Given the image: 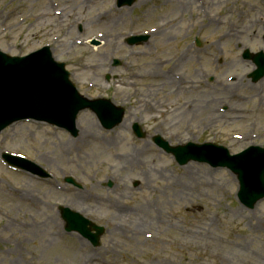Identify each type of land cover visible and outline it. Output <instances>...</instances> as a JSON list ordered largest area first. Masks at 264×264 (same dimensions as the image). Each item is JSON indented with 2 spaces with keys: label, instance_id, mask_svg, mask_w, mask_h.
Returning <instances> with one entry per match:
<instances>
[{
  "label": "rangeland",
  "instance_id": "374dc122",
  "mask_svg": "<svg viewBox=\"0 0 264 264\" xmlns=\"http://www.w3.org/2000/svg\"><path fill=\"white\" fill-rule=\"evenodd\" d=\"M116 2L0 0L2 51L24 56L48 45L82 95L126 109L112 130L81 112L77 138L33 121L1 133L0 264H264V199L243 206L230 170L181 166L154 142L157 135L172 145L207 141L231 154L264 147V78L253 82L255 66L242 58L245 49L264 50V0ZM143 33L147 41L126 43ZM136 122L146 137H136ZM133 150L139 162L127 156ZM4 152L33 160L50 177L11 168ZM190 164L195 173L184 175ZM69 174L82 190L63 181ZM81 200L70 207L106 226L100 246L65 231L58 207ZM8 212L13 224L5 228Z\"/></svg>",
  "mask_w": 264,
  "mask_h": 264
},
{
  "label": "water",
  "instance_id": "95a60500",
  "mask_svg": "<svg viewBox=\"0 0 264 264\" xmlns=\"http://www.w3.org/2000/svg\"><path fill=\"white\" fill-rule=\"evenodd\" d=\"M135 0H120V5L132 4ZM147 37L132 38L130 43H139ZM258 69L251 76L254 81L264 76V52L250 54ZM86 108L95 111L106 128H113L123 119L124 109L115 107L110 101H90L82 97L69 80V73L63 63H57L50 48L34 52L26 57H11L0 50V133L9 125L24 119L46 121L77 134L76 118ZM137 136L143 137L138 124L134 125ZM156 143L176 155L180 164L190 160L208 162L213 166L228 167L238 175L240 181L239 200L248 208L264 198V148L250 147L244 152L231 156L229 151L214 144L171 147L160 136ZM13 164H20L28 170L44 175L34 164L7 156ZM68 231H78L92 244L99 245L104 234L103 227H97L70 208H62ZM95 233H92V230Z\"/></svg>",
  "mask_w": 264,
  "mask_h": 264
},
{
  "label": "bare ground",
  "instance_id": "6f19581e",
  "mask_svg": "<svg viewBox=\"0 0 264 264\" xmlns=\"http://www.w3.org/2000/svg\"><path fill=\"white\" fill-rule=\"evenodd\" d=\"M180 2V1H179ZM73 23H75V22H73ZM191 49H192V47H188V50L187 51H185V52H183L182 53V55H181V58H185L187 55H188V53L191 51ZM180 60H182V59H180ZM179 60V61H180ZM163 62V61H162ZM164 65V64H163ZM163 78H165V79H167L168 80V75L166 74V73H163L162 75H161ZM170 79H171V81L173 82V80H172V78L170 77ZM179 79V78H178ZM187 83H188V80H186L185 78H183V77H181L180 76V79H179V81H178V84L180 85V86H182V85H187ZM198 84H199V81H192L191 82V87H194V88H197L198 87ZM221 84V83H220ZM235 84L237 85V86H242L243 88H245V87H249V83L247 82V81H245L244 79H239V78H237L236 79V82H235ZM223 85V88H229V87H232L233 85H227V84H222ZM200 101V100H199ZM192 102H196L195 100L194 101H192ZM189 102H185L184 103V106H187V104H188ZM199 105V104H198ZM201 106V105H200ZM192 107V105H190V108ZM213 114L214 115H216V116H219L218 115V112L216 111V109L214 108L213 109ZM221 116V115H220ZM222 117V116H221ZM79 136H80V132H79ZM129 158H131V162H139V159H140V154L138 153V151H136V150H133L130 154H128L127 155ZM195 168H194V166L193 165H187V167H186V172H185V174L184 175H193L194 173H195ZM167 176V175H166ZM168 177V179H171L172 177L171 176H167ZM15 192H20L19 190L18 191H15ZM85 202H84V200H81V201H74V202H70V203H68L67 204V206H72V207H79V206H81L82 204H84ZM147 205H148V208L150 209V210H152L151 209V205H150V203H147ZM155 210V209H154ZM159 214H160V212H159ZM8 217V218H7ZM7 217H6V219H7V221H6V224L4 225V227L5 228H9V227H11L12 226V224H13V220H11L12 219V217H11V212H8V214H7ZM39 227V226H38ZM143 235H147L148 237L147 238H149L150 240L151 239H153L154 237H155V235H153L152 233L151 234H149L148 233V231H146V232H143L142 233Z\"/></svg>",
  "mask_w": 264,
  "mask_h": 264
}]
</instances>
